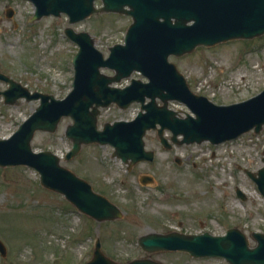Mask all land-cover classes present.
I'll return each instance as SVG.
<instances>
[{"label": "rangeland", "instance_id": "1", "mask_svg": "<svg viewBox=\"0 0 264 264\" xmlns=\"http://www.w3.org/2000/svg\"><path fill=\"white\" fill-rule=\"evenodd\" d=\"M8 9L13 10L11 18L5 16ZM33 12L24 0H0V72L31 92L55 99L64 98L72 88L71 59L77 51L64 29L88 32L106 57L109 47L122 43L131 23L130 17L118 14H96L76 24H68L65 15L30 21ZM169 61L192 92L216 105L239 103L264 89V35L197 47ZM131 78L145 80L134 72L113 85L123 87ZM6 88L0 81V90ZM38 104L21 99L7 105L0 98V139L13 134ZM168 107L188 111L176 102ZM138 111L136 103L125 110L113 104L102 108L98 129L104 123L132 120ZM71 124L66 117L55 132L35 133L32 150L62 158L71 148L65 137ZM144 143L145 149L155 153L151 163L129 167L113 156L111 146L97 144L83 145L72 159L61 160L63 167L121 209L122 217L114 224L79 214L62 195L41 187L31 168H0V241L7 249L0 264H82L91 258L96 237H100L101 251L119 264L146 257L164 264H227L222 258H193L181 252L147 254L137 245L140 236L180 222L211 235L237 228L251 247L256 245L251 234H264V197L246 171L255 173L263 166L264 128L258 135L249 132L220 145L204 142L165 150L154 131L146 133ZM142 175L152 177V182L142 184ZM235 189L243 193V201Z\"/></svg>", "mask_w": 264, "mask_h": 264}, {"label": "water", "instance_id": "2", "mask_svg": "<svg viewBox=\"0 0 264 264\" xmlns=\"http://www.w3.org/2000/svg\"><path fill=\"white\" fill-rule=\"evenodd\" d=\"M35 7L32 21L44 16L65 14L68 23L85 20L93 13H118L131 17L124 36V44L111 46L107 58L94 47L87 32L65 29V34L78 47L72 59L74 70L72 90L64 99L30 92L26 87L0 73V81L8 85L0 91L3 102L14 104L24 98L39 100L38 107L9 138L0 140V167L26 166L39 173L40 184L65 197L80 212L101 222L121 217L120 210L105 197L95 193L91 186L73 172L60 165L61 159L50 151L33 152L31 140L36 131L53 133L63 117L72 124L65 136L72 142L64 159L74 157L82 145L98 144L113 147V155L132 166L138 162H152L153 151L144 149L143 137L155 130L165 149L172 145L163 137L171 133L176 145H212L234 140L264 126V90L245 101L230 105H216L203 96L191 92L184 76L168 61L169 56L189 54L196 47H210L236 39H252L264 34V0H29ZM6 11V17L12 16ZM109 69L113 75L102 74ZM137 72L148 82L131 79L123 87L112 86L131 73ZM157 100L161 102L158 105ZM169 101L183 104L189 112L168 108ZM132 103L140 104V111L132 121L104 123L97 129L100 108L115 104L126 109ZM182 139L179 140L178 137ZM264 163V158L262 159ZM264 196V166L257 173L246 171ZM149 177H141L144 184ZM239 198L244 195L236 189ZM256 241L249 247L246 236L231 228L222 236L150 233L138 240L148 253L178 251L193 258L219 257L228 264H264V235L252 233ZM0 250L4 247L0 243ZM83 264H119L105 256L100 243L95 242L89 261ZM127 264H164L148 258L134 259Z\"/></svg>", "mask_w": 264, "mask_h": 264}, {"label": "flooded vegetation", "instance_id": "3", "mask_svg": "<svg viewBox=\"0 0 264 264\" xmlns=\"http://www.w3.org/2000/svg\"><path fill=\"white\" fill-rule=\"evenodd\" d=\"M106 223L114 224V222H106ZM172 232H177V233L184 234V235H197V234H201L202 233V232H196L193 227H189V229H188L181 222L177 223L176 227L173 226V227H168V228L162 229V230H160L159 233L160 234H169V233H172ZM110 234L112 235L113 233L110 232ZM185 255H187V254H185Z\"/></svg>", "mask_w": 264, "mask_h": 264}]
</instances>
